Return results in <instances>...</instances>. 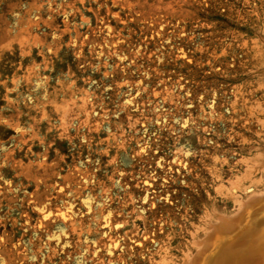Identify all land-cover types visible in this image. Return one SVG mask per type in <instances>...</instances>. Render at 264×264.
<instances>
[{
    "label": "rangeland",
    "instance_id": "rangeland-1",
    "mask_svg": "<svg viewBox=\"0 0 264 264\" xmlns=\"http://www.w3.org/2000/svg\"><path fill=\"white\" fill-rule=\"evenodd\" d=\"M263 71L264 0H0V264H188L264 194Z\"/></svg>",
    "mask_w": 264,
    "mask_h": 264
},
{
    "label": "bare ground",
    "instance_id": "bare-ground-1",
    "mask_svg": "<svg viewBox=\"0 0 264 264\" xmlns=\"http://www.w3.org/2000/svg\"><path fill=\"white\" fill-rule=\"evenodd\" d=\"M258 160L264 171V153ZM258 221H264V194L242 203L233 217H218L216 225L210 224L188 264H264V227L258 231Z\"/></svg>",
    "mask_w": 264,
    "mask_h": 264
}]
</instances>
